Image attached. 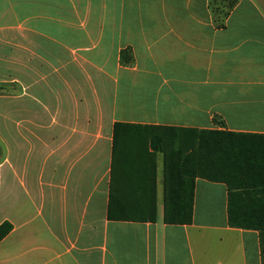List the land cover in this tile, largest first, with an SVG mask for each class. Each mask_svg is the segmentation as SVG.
I'll return each instance as SVG.
<instances>
[{"label":"crops","instance_id":"0c3cea01","mask_svg":"<svg viewBox=\"0 0 264 264\" xmlns=\"http://www.w3.org/2000/svg\"><path fill=\"white\" fill-rule=\"evenodd\" d=\"M211 4L0 0V86L15 89L0 90V264H262L225 184L196 179L192 224H166L165 154L114 134L264 136V0H237L224 28Z\"/></svg>","mask_w":264,"mask_h":264},{"label":"trees","instance_id":"16d2710c","mask_svg":"<svg viewBox=\"0 0 264 264\" xmlns=\"http://www.w3.org/2000/svg\"><path fill=\"white\" fill-rule=\"evenodd\" d=\"M236 2L231 0L227 10H214L211 4L220 28L225 27V19ZM120 61L124 65L133 64L132 50H123ZM114 130L116 143L120 136L134 139L126 134L144 131V136H147L144 144L165 154L164 223L192 224L196 179L225 184L229 196V225L260 233L264 264V136L226 129L196 130L130 124H116ZM109 218L137 219L115 218L111 210ZM140 219L155 221L156 215ZM12 229V224L7 221L0 225V242Z\"/></svg>","mask_w":264,"mask_h":264},{"label":"rangeland","instance_id":"374dc122","mask_svg":"<svg viewBox=\"0 0 264 264\" xmlns=\"http://www.w3.org/2000/svg\"><path fill=\"white\" fill-rule=\"evenodd\" d=\"M231 0H212V6L214 8V10H217V9H222V8H225V10H227V6H228V3L230 2ZM2 89H5L6 91H8L9 89L8 88H5L4 86H0V90ZM15 90L14 88H10L9 91H13ZM5 149V144L1 142L0 140V154L2 152V150ZM203 211V207L198 204V207H197V214H198V219H201L202 218V212Z\"/></svg>","mask_w":264,"mask_h":264}]
</instances>
